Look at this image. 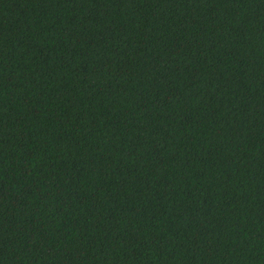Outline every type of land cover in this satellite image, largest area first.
Listing matches in <instances>:
<instances>
[{"label": "trees", "instance_id": "trees-1", "mask_svg": "<svg viewBox=\"0 0 264 264\" xmlns=\"http://www.w3.org/2000/svg\"><path fill=\"white\" fill-rule=\"evenodd\" d=\"M0 264H264V0H0Z\"/></svg>", "mask_w": 264, "mask_h": 264}]
</instances>
